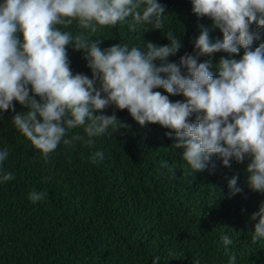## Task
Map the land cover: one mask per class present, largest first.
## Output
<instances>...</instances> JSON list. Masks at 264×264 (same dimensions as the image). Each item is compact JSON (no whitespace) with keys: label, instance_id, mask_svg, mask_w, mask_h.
Segmentation results:
<instances>
[{"label":"trees","instance_id":"obj_1","mask_svg":"<svg viewBox=\"0 0 264 264\" xmlns=\"http://www.w3.org/2000/svg\"><path fill=\"white\" fill-rule=\"evenodd\" d=\"M158 2L165 5L168 17L161 30L138 24L130 31L127 23H118L86 34L93 41L101 40L99 47L104 50L116 44L166 45L165 35L171 31L182 46L167 59L177 64L185 53L196 55L201 26L210 30V38L222 41V32L210 18L192 12L191 0ZM65 30L74 35L81 31L75 22ZM251 31L260 36L254 49L264 43V28L254 23ZM17 36L22 39L21 33ZM66 51L72 74L91 78L84 50L70 43ZM242 55L243 49L234 58ZM222 57L233 58L221 51L197 60L210 61L209 70L218 76ZM181 71L187 75L186 69ZM154 91L168 95L162 88ZM13 105L14 111L0 110V150L9 151L0 172L14 176L0 183V264H153L157 256L158 264H229L232 253L236 264H264V238L251 241L259 219L252 216L264 204V192L247 184L248 159L242 164L232 160L225 167L213 155L204 171L194 172L182 160L184 149L175 148L174 134L167 135L169 129L159 124L140 126L127 109L114 105L95 114L114 113L130 127L117 132L109 128L91 138V145L61 142L45 159L12 123L16 114L28 109L17 101ZM75 134L89 139L82 127L70 130L65 138ZM96 151H102L104 159L93 164L89 157ZM234 176L242 192L231 195L228 181ZM45 177L51 179L45 182ZM33 190L46 191L47 199L33 203L29 199ZM222 235L233 241L227 252L220 242Z\"/></svg>","mask_w":264,"mask_h":264},{"label":"clouds","instance_id":"obj_2","mask_svg":"<svg viewBox=\"0 0 264 264\" xmlns=\"http://www.w3.org/2000/svg\"><path fill=\"white\" fill-rule=\"evenodd\" d=\"M192 12L208 17L222 34V41L210 38L201 26L195 40L196 55L185 53L179 63L168 62L181 48V39L171 31L169 43L143 47L116 44L101 50V40L89 34L98 27L138 24L161 30L168 19L165 5L158 0H3L0 3V110H15L13 101L26 107V113L12 118L14 127L45 159L61 142L74 146L77 141L91 145V138L111 128L114 132L129 125L116 115H96L114 105L129 112L140 126L159 124L175 138V148L184 149L182 160L194 171H204L213 155L244 163L249 173L247 184L264 192V43L252 48L259 33L251 25L264 28V0H191ZM129 18H131L129 20ZM76 23L78 34L66 31ZM147 30V29H146ZM22 34V39L17 36ZM74 43L84 50L92 77L73 75L66 46ZM243 49V55L234 58ZM226 52L233 58H221L218 76L210 61L198 63L199 56ZM155 61H160L159 66ZM187 70V75L181 69ZM163 74V75H162ZM29 85L31 88L29 89ZM162 88L168 95L154 89ZM31 91V95H30ZM182 95L184 101L172 102L169 96ZM39 97V101L35 97ZM195 119H190L192 116ZM82 127L89 138L67 133ZM8 149L0 150V165L8 158ZM93 164L104 159L102 151L89 157ZM167 167V161L162 162ZM214 167V165H213ZM14 179L11 172H0V183ZM45 182L51 177H45ZM238 177L228 181L231 195L241 193ZM47 192L33 190L29 199L36 203L47 199ZM258 219L251 241L264 238V204L252 219ZM220 242L227 252L233 243L228 235ZM232 253L229 264H236ZM160 257L153 259L158 264Z\"/></svg>","mask_w":264,"mask_h":264}]
</instances>
